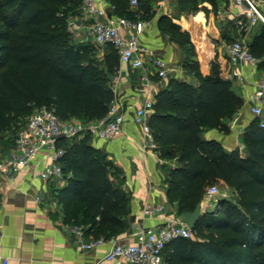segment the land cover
<instances>
[{
	"label": "trees",
	"instance_id": "trees-1",
	"mask_svg": "<svg viewBox=\"0 0 264 264\" xmlns=\"http://www.w3.org/2000/svg\"><path fill=\"white\" fill-rule=\"evenodd\" d=\"M109 14L130 20L155 17L157 0H107ZM160 1V0H158ZM180 10L197 12L207 2L177 0ZM82 0H0V144L15 147L18 132L36 108L53 110L62 120L90 122L104 118L115 98L110 76L117 77L119 55L106 45L100 60L94 43L79 40L68 21L80 14ZM162 33L183 48L187 78L171 76L155 96L148 118L155 150L170 162L165 169L167 194L178 212L194 210L208 189H231L234 199L218 198L203 210L193 237L171 240L163 251L166 264H264V128L254 120L243 135L245 151H227L205 139L208 129L230 131L228 122L244 102L216 65L204 75L190 34L169 16L158 21ZM249 44L263 59L264 22ZM194 79V83H190ZM20 129V130H19ZM9 134V136H6ZM65 149L60 163L66 184L53 190L65 219L85 227L86 238L111 240L133 219L124 178L91 136L58 141Z\"/></svg>",
	"mask_w": 264,
	"mask_h": 264
},
{
	"label": "crops",
	"instance_id": "crops-1",
	"mask_svg": "<svg viewBox=\"0 0 264 264\" xmlns=\"http://www.w3.org/2000/svg\"><path fill=\"white\" fill-rule=\"evenodd\" d=\"M104 5L109 12L110 3L105 0ZM156 5L153 7L158 11L155 17L136 21L144 24L140 36L142 43L167 61L170 73L166 78H159L153 70H133L121 65L119 60L120 72L113 86L125 113L122 132L106 141L91 138L93 145L107 154L124 178L123 189L130 197L133 216L129 228L97 248L82 250L71 232L74 225L65 219L63 209L53 194V190L64 186L66 180L42 179L39 173L49 162H38L37 159L18 171L12 179L0 171V255L7 257L9 264H126L123 258L104 259L113 242H135L141 231L156 229L169 219L183 216L178 212L177 203L171 202L167 194L165 169L170 162L156 150L143 147L141 126L134 121L136 109L146 99H155L156 94L167 85L169 77H188L183 63L186 57L183 48L159 29L158 21L162 14L173 19L182 31L189 32L201 72L208 75L213 64L216 65L219 75L230 80L233 90L243 99L241 109L231 120H226L230 128L228 133L213 128L206 130L203 137L217 140L227 151L237 148L245 151L243 135L254 120L251 103L258 82L264 75L263 59L256 57L255 64L234 67L225 46L234 40L245 41L249 46L255 35L257 26L243 30L238 25L239 20L246 21V2L222 0L217 8L205 2L195 13L180 10L177 0H160ZM261 9L264 14V5ZM199 15L203 17L201 21L196 20ZM123 33H126L125 29ZM78 39L93 42L84 29ZM235 69L237 76L232 75ZM12 150H0V160ZM226 190L233 193L231 189ZM202 204L203 210L213 206L207 198Z\"/></svg>",
	"mask_w": 264,
	"mask_h": 264
},
{
	"label": "built area",
	"instance_id": "built-area-1",
	"mask_svg": "<svg viewBox=\"0 0 264 264\" xmlns=\"http://www.w3.org/2000/svg\"><path fill=\"white\" fill-rule=\"evenodd\" d=\"M246 2L245 19L239 20L238 25L243 29L250 28L259 21L264 22L261 5L264 0H244ZM105 0H82L80 14L68 21V29L78 38L82 29L86 31L93 43L99 47L111 44L118 52L120 64L133 70H153L159 78H166L170 73L167 61L156 51L145 46L140 36L144 30L142 21L130 20L122 16L109 14ZM132 7H137L139 0H130ZM123 29L126 33H123ZM88 42L89 39H80ZM226 52L232 66L255 64L257 58L250 52L245 41L234 40L226 44ZM119 71V70H118ZM120 72V71H119ZM232 75L237 76L235 69ZM154 98L146 99L134 115V121L141 126L144 136L143 147L155 150L157 147L148 118L152 111ZM251 113L264 128V75L258 82L252 97ZM125 122L123 104L115 96L107 115L98 120L84 122L79 119L62 120L56 113L46 107L36 108L25 121L18 132L15 147L12 152L0 160V171L9 179L34 160H47L49 163L40 171L39 176L44 180L64 179L60 159L65 153L63 146L58 144L61 139L71 141L89 134L93 140L106 141L122 132ZM219 193L217 185L207 191V199L213 206L218 203L215 196ZM71 232L82 250H91L104 244L103 238L85 237V227L74 225ZM193 237L192 229L182 216L167 220L156 229H146L140 232L135 242H113L106 254V260L123 258L126 264H166L163 251L173 239ZM112 240V239H111ZM0 264H9V259L0 255Z\"/></svg>",
	"mask_w": 264,
	"mask_h": 264
},
{
	"label": "rangeland",
	"instance_id": "rangeland-1",
	"mask_svg": "<svg viewBox=\"0 0 264 264\" xmlns=\"http://www.w3.org/2000/svg\"><path fill=\"white\" fill-rule=\"evenodd\" d=\"M158 3V0L154 2L153 7ZM157 6V5H156ZM174 5H172V9H173ZM162 11V10H160ZM158 13V11H156ZM190 12V11H189ZM194 13V12H193ZM198 17H202V15H199ZM94 48H95V54L96 56L102 60L105 56H106V51L107 48L106 47H99L97 45L94 44ZM119 73V72H118ZM117 73V74H118ZM115 81V79H114ZM26 121V120H25ZM20 130V129H19ZM6 136H9V134H7ZM3 144H0V150L2 152L6 151L4 150V146H2ZM215 199L218 200V198H228V199H234V194L227 191L226 188L223 187H219V193L214 197ZM215 206L210 207L211 209H213Z\"/></svg>",
	"mask_w": 264,
	"mask_h": 264
},
{
	"label": "water",
	"instance_id": "water-1",
	"mask_svg": "<svg viewBox=\"0 0 264 264\" xmlns=\"http://www.w3.org/2000/svg\"><path fill=\"white\" fill-rule=\"evenodd\" d=\"M114 79H115L114 76H110L111 81H113ZM194 82H195L194 79H190V83H194ZM202 212H203V204L202 202H199L193 211L183 213V217L191 229H194L196 222L200 218Z\"/></svg>",
	"mask_w": 264,
	"mask_h": 264
},
{
	"label": "bare ground",
	"instance_id": "bare-ground-1",
	"mask_svg": "<svg viewBox=\"0 0 264 264\" xmlns=\"http://www.w3.org/2000/svg\"><path fill=\"white\" fill-rule=\"evenodd\" d=\"M203 17H197L196 20L197 21H201Z\"/></svg>",
	"mask_w": 264,
	"mask_h": 264
}]
</instances>
